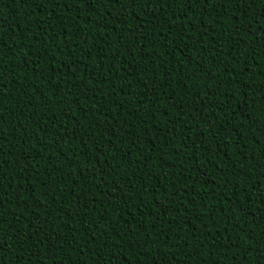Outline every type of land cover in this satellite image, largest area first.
<instances>
[{"label": "trees", "instance_id": "obj_1", "mask_svg": "<svg viewBox=\"0 0 264 264\" xmlns=\"http://www.w3.org/2000/svg\"><path fill=\"white\" fill-rule=\"evenodd\" d=\"M0 264H264V0H0Z\"/></svg>", "mask_w": 264, "mask_h": 264}, {"label": "snow or ice", "instance_id": "obj_2", "mask_svg": "<svg viewBox=\"0 0 264 264\" xmlns=\"http://www.w3.org/2000/svg\"><path fill=\"white\" fill-rule=\"evenodd\" d=\"M194 2V0H193ZM4 46V43L2 41H0V47H3Z\"/></svg>", "mask_w": 264, "mask_h": 264}]
</instances>
